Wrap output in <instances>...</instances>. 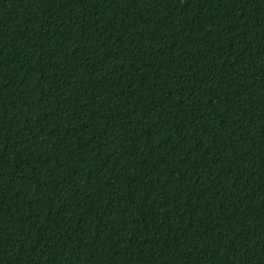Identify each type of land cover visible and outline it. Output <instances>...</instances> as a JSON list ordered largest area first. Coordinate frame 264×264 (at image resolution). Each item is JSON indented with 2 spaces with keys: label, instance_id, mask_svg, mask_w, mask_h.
Returning <instances> with one entry per match:
<instances>
[{
  "label": "trees",
  "instance_id": "trees-1",
  "mask_svg": "<svg viewBox=\"0 0 264 264\" xmlns=\"http://www.w3.org/2000/svg\"><path fill=\"white\" fill-rule=\"evenodd\" d=\"M0 264H264V0H0Z\"/></svg>",
  "mask_w": 264,
  "mask_h": 264
}]
</instances>
